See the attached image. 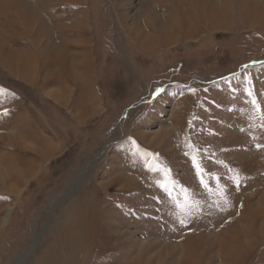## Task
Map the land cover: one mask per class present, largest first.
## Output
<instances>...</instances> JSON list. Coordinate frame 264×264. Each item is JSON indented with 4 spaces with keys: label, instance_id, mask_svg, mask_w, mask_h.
Instances as JSON below:
<instances>
[{
    "label": "rangeland",
    "instance_id": "obj_1",
    "mask_svg": "<svg viewBox=\"0 0 264 264\" xmlns=\"http://www.w3.org/2000/svg\"><path fill=\"white\" fill-rule=\"evenodd\" d=\"M48 1L69 85L0 84V264H264V0Z\"/></svg>",
    "mask_w": 264,
    "mask_h": 264
},
{
    "label": "crops",
    "instance_id": "obj_2",
    "mask_svg": "<svg viewBox=\"0 0 264 264\" xmlns=\"http://www.w3.org/2000/svg\"><path fill=\"white\" fill-rule=\"evenodd\" d=\"M3 1V2H2ZM48 4L53 5L58 4L62 5L64 3H67L69 1L66 0H50L48 1ZM45 3V2H44ZM46 6V3H45ZM36 7V6H35ZM36 9V8H35ZM41 17V18H40ZM39 18L41 20H39ZM25 21H28L29 23L26 25ZM38 22H41L42 29L41 31L42 35H45L46 38L49 37L50 32H46L45 30H48L50 28L51 30L55 28L56 31H60V26H51L48 25V22H54L53 20H45L42 19V16H39L38 12L36 10L30 8L29 10L26 9V5L22 6L21 2H18V0H0V69L4 70L8 75L12 78V83L10 79H2L0 78V84L2 85H13L14 87L18 86H29L34 87L36 85H39L40 81V73L39 69L43 71H47L48 75L51 76L47 77V81L51 84H56V86H59L61 84L69 85L67 80L63 81V77L59 76L56 78V81H52L55 79L53 77V65L51 62H54L53 56H51V51H53V48L50 45L56 44H65L69 42V40H64V42L61 40L54 42V44H49L48 46H45L41 48L40 52H37V45H39L42 41L43 37L37 32V27L39 25ZM58 22V21H55ZM54 27V28H53ZM50 31V30H49ZM40 35V36H39ZM87 38V37H86ZM50 40V38H48ZM52 41V40H51ZM66 45V44H65ZM68 48V44L66 45ZM50 48V49H49ZM69 49V48H68ZM8 53V54H7ZM11 54L18 59L26 60L29 67L26 69L23 64L17 63H10L7 62V56H11ZM43 54H48L49 56L44 58ZM42 55V57L40 56ZM40 59V60H39ZM46 59V60H44ZM50 62L51 65H47V63ZM21 65V66H19ZM42 68H40L41 66ZM23 71V72H22ZM69 80V79H68ZM54 84V85H55ZM79 87V85L77 86ZM64 90V89H62ZM64 94V91H63ZM64 95H67L66 99L67 101L72 100L71 96L69 97V93L66 92ZM62 100V99H61ZM60 100V101H61ZM63 102V101H62ZM21 117V115L19 116ZM15 119L16 123L20 118ZM26 120V126L24 130H27L29 133L38 131L40 128L43 127L37 119L34 117L33 114H23V117ZM14 122V120H13ZM21 122V119H20ZM15 124V123H14ZM15 130L17 128H14ZM23 143V142H21ZM23 145V144H21Z\"/></svg>",
    "mask_w": 264,
    "mask_h": 264
},
{
    "label": "bare ground",
    "instance_id": "obj_3",
    "mask_svg": "<svg viewBox=\"0 0 264 264\" xmlns=\"http://www.w3.org/2000/svg\"><path fill=\"white\" fill-rule=\"evenodd\" d=\"M193 1V4H194V7L198 8L197 11H201V12H208V14H211L216 11V14L217 16H219V14L221 13V9L219 8V6H217L215 4V2H211V0H192ZM172 3V2H171ZM172 8V7H171ZM173 10H175L177 13H178V8L176 6L175 3H173ZM171 9V11H169L170 13L173 12V10ZM256 10V9H255ZM196 11V9H195ZM213 11V12H212ZM218 12V13H217ZM196 13V12H195ZM175 14V13H174ZM154 16V15H153ZM172 16V15H171ZM179 16V15H177ZM209 16V15H208ZM152 17V16H151ZM154 18V17H152ZM156 18H159V17H155L154 19V24L156 25L155 27L158 28L160 31H157L156 34H152L150 37H144L143 35V30H140L138 28H134L132 30V33H133V36H135L139 41H143V45L145 46H150V44L153 43V38L156 39V41H159L161 42L162 44H165V45H168V44H175V43H178L182 38L184 37H187V35H191L192 34V30L189 32L188 30H186L184 35H182V31L180 32V28L175 24V19L174 18H170L168 19L167 21L164 22L165 26H163L162 24H159L161 23V20L159 19H156ZM206 18V17H205ZM205 18L203 19H200V23H203L205 21ZM122 19L126 20V17L125 16H122ZM164 19V18H163ZM207 19V18H206ZM212 19H215V18H212ZM152 20V19H151ZM165 20V19H164ZM177 20V19H176ZM192 21V20H191ZM181 22V21H180ZM207 22V21H205ZM190 24V23H189ZM145 40H144V39ZM1 49V48H0ZM62 49H65V50H62ZM66 49L67 47L63 44L61 45H53V50L55 51V53H59L63 56L62 52L65 51L66 52ZM8 54V53H7ZM7 62H10V63H17L18 65V62L19 64H23V66L27 69L29 67L28 63L26 60H22V59H18L17 57L13 56L11 54V56H7ZM74 59V58H73ZM21 66V65H19ZM23 72V71H22ZM8 140V139H7ZM13 140H20V139H16L14 138ZM16 142V141H15ZM14 142V143H15ZM264 203V202H263ZM260 209H264V204H262L261 206H259ZM224 249V248H223ZM226 252V251H225ZM228 252V250H227Z\"/></svg>",
    "mask_w": 264,
    "mask_h": 264
},
{
    "label": "snow or ice",
    "instance_id": "obj_4",
    "mask_svg": "<svg viewBox=\"0 0 264 264\" xmlns=\"http://www.w3.org/2000/svg\"><path fill=\"white\" fill-rule=\"evenodd\" d=\"M200 172H201V170L198 168V175L200 174ZM201 182L203 183V180H201ZM177 206L178 207H187V199H186L185 204L183 206H181V205H177ZM181 223H183V221H181Z\"/></svg>",
    "mask_w": 264,
    "mask_h": 264
}]
</instances>
